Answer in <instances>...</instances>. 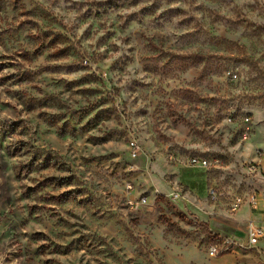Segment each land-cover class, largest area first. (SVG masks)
<instances>
[{
    "label": "rangeland",
    "instance_id": "obj_1",
    "mask_svg": "<svg viewBox=\"0 0 264 264\" xmlns=\"http://www.w3.org/2000/svg\"><path fill=\"white\" fill-rule=\"evenodd\" d=\"M263 144L264 0H0V264H249Z\"/></svg>",
    "mask_w": 264,
    "mask_h": 264
},
{
    "label": "crops",
    "instance_id": "obj_2",
    "mask_svg": "<svg viewBox=\"0 0 264 264\" xmlns=\"http://www.w3.org/2000/svg\"><path fill=\"white\" fill-rule=\"evenodd\" d=\"M256 165L258 173L257 178H260L259 183H263L264 185V158L259 159V162ZM252 194H255L257 196V209L252 208L248 204V202L245 201V204L235 214H231L229 212V217H225V215H217L216 217L214 216L208 218L211 223V229L216 236V239L235 237L240 243L246 244L248 241V230L251 224L263 228L264 230V188L259 189ZM247 196L242 198L247 199ZM230 254H234L239 257L241 256V261L245 263L264 264V239L259 241L257 246L255 248H252L251 250L244 251L240 248H236L235 251Z\"/></svg>",
    "mask_w": 264,
    "mask_h": 264
},
{
    "label": "built area",
    "instance_id": "obj_3",
    "mask_svg": "<svg viewBox=\"0 0 264 264\" xmlns=\"http://www.w3.org/2000/svg\"><path fill=\"white\" fill-rule=\"evenodd\" d=\"M249 120V119H248ZM132 149L136 150V143H131ZM264 158V152L260 154L259 159ZM193 163H198L202 167H208L209 163L207 161L198 162L196 159H193ZM250 171L252 173L257 172V165L254 164L251 166ZM129 190H133V187L131 185L128 186ZM180 194H175L174 198H179ZM245 201L248 202V204L254 208L257 209V196L255 194H250L247 196V199H244L242 197H236L233 203L231 204L230 213L235 214L241 207L245 204ZM146 202V198H141L138 201L129 200L128 204L131 206V208L138 207L139 204H144ZM264 239V230L263 228L254 226L251 224L249 226L248 230V241L246 244L240 243L237 238L235 237H225V238H217L215 243H213L209 249L208 253L209 256L212 258L226 255L233 253L236 248H240L241 250L247 251L251 250L252 248H255L259 241Z\"/></svg>",
    "mask_w": 264,
    "mask_h": 264
}]
</instances>
